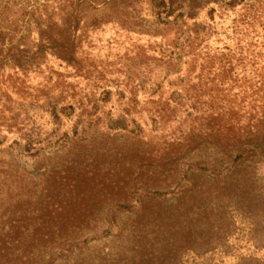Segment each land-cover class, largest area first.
I'll list each match as a JSON object with an SVG mask.
<instances>
[{
	"label": "rangeland",
	"instance_id": "rangeland-1",
	"mask_svg": "<svg viewBox=\"0 0 264 264\" xmlns=\"http://www.w3.org/2000/svg\"><path fill=\"white\" fill-rule=\"evenodd\" d=\"M104 1L81 0L75 7L76 0H0V142H5L0 147L1 200L11 198L14 180L22 173L37 175L28 176V183L38 185L51 173L64 170V175L71 168L75 174L93 171L94 184H221V169L202 165L221 163L207 148L188 155L172 172L164 169L166 183L159 181L161 170L155 167L145 170L150 178L137 179L145 151L156 154L162 142L169 144L191 130L204 132L198 112L216 101L210 96L221 86L213 71L197 68L189 73V67L176 64L169 46L186 28L174 19L160 23L152 0ZM201 1L204 9L197 24L211 32L204 46L221 49V23L229 25L230 18L222 16L221 2ZM211 9L214 19L208 15ZM74 10L77 22L71 25L64 19ZM48 36L63 43L71 39L74 62L46 51ZM203 88L205 95L198 97ZM70 104L80 109L69 119L55 120L53 108ZM159 112L168 117L160 127L153 122ZM30 140L36 143L33 149L24 142ZM124 155L126 162L119 164ZM184 164L188 176L179 183ZM257 177L264 186V164L258 166ZM233 216L229 242L213 247L198 242L183 253L181 263L238 264L248 257L264 261V252L251 240L255 228L240 213ZM195 233L221 235V215L198 225ZM101 247L92 244L84 257L92 259Z\"/></svg>",
	"mask_w": 264,
	"mask_h": 264
},
{
	"label": "trees",
	"instance_id": "trees-1",
	"mask_svg": "<svg viewBox=\"0 0 264 264\" xmlns=\"http://www.w3.org/2000/svg\"><path fill=\"white\" fill-rule=\"evenodd\" d=\"M76 2L75 7L81 4V0ZM212 2H221L222 16L230 18L229 25L221 23V49L204 46L211 32L197 24L203 1L152 0L153 15L160 23L174 19L186 28L168 53L175 56L178 66L189 67V73L200 68L218 74L221 90L212 91L218 94L210 97L221 104L215 106V101L199 110L204 132L191 130L169 144L162 142L156 154L145 151L137 179L146 178L145 170L155 167L161 170L159 181L166 183L169 178L164 169L172 172L188 155L207 148L217 153L221 163L202 165L221 169V184H94L93 171L75 174L71 168L64 175V170H57L33 185L28 176L37 175L22 173L14 180L11 198L0 199V264H182L183 253L195 249L198 242L206 246L229 242L234 235V212L255 228L251 240L264 252V232L260 231L264 230V186L257 177L258 166L264 164V0ZM75 12L64 21L75 24ZM214 13L215 9L209 11L211 19ZM70 40L63 43L48 36L44 48L72 63ZM205 89L199 90L198 97L205 95ZM198 97L195 100L200 103ZM77 109L70 104L53 108L52 114L60 121ZM159 113L153 120L158 127L168 119ZM24 142L29 149L36 146L31 140ZM4 144L0 142V147ZM125 157L119 164L126 162ZM182 167L179 183L188 176L189 166ZM41 175L44 179L45 173ZM215 215H221V235L195 233L198 225ZM92 244L103 247L92 259L84 257ZM238 264L264 261L248 257Z\"/></svg>",
	"mask_w": 264,
	"mask_h": 264
}]
</instances>
